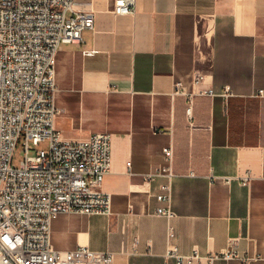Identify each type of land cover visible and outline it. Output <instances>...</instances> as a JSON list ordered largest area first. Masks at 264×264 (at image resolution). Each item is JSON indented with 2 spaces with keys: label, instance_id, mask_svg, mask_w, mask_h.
Masks as SVG:
<instances>
[{
  "label": "crops",
  "instance_id": "1",
  "mask_svg": "<svg viewBox=\"0 0 264 264\" xmlns=\"http://www.w3.org/2000/svg\"><path fill=\"white\" fill-rule=\"evenodd\" d=\"M112 5L75 1L76 11L95 12V29L85 30L83 46L65 43L56 62L63 137L111 134L102 187L111 213L60 214L52 247L111 251L114 264H176L171 249L264 257V0H136L129 14ZM177 82L230 95L196 96L190 118ZM167 147L173 175L150 177L168 165ZM248 172L250 183H241ZM168 184L172 218L155 214Z\"/></svg>",
  "mask_w": 264,
  "mask_h": 264
},
{
  "label": "built area",
  "instance_id": "2",
  "mask_svg": "<svg viewBox=\"0 0 264 264\" xmlns=\"http://www.w3.org/2000/svg\"><path fill=\"white\" fill-rule=\"evenodd\" d=\"M75 1L0 0V264H114L111 251L85 245L58 251L51 244V224L60 214L109 215L112 205L102 188L112 168L111 134L69 140L56 125L61 112L56 104L57 55L65 43L85 45V30L95 29V12L76 11ZM112 11L134 13L136 0H113ZM201 79L198 74L195 80ZM175 94L187 97V114L192 118L196 96H229L230 88L189 92L177 82ZM259 94L264 95V90ZM44 141L48 149L38 148ZM18 144L25 158L15 166ZM164 152L168 165L150 177L161 172L173 175V149ZM251 179L248 172L241 183L249 184ZM163 189L157 197L165 205L155 214L172 218L171 184ZM166 257L175 258L176 264H216L234 257L249 264L264 259L235 248L206 255L198 251L182 255L171 249Z\"/></svg>",
  "mask_w": 264,
  "mask_h": 264
},
{
  "label": "rangeland",
  "instance_id": "3",
  "mask_svg": "<svg viewBox=\"0 0 264 264\" xmlns=\"http://www.w3.org/2000/svg\"><path fill=\"white\" fill-rule=\"evenodd\" d=\"M48 142L44 141L42 143H40V145H38V148H45L48 149ZM25 158L24 155V150H23V146L21 144H18L15 153H14V158H13V163L15 166H20L21 161Z\"/></svg>",
  "mask_w": 264,
  "mask_h": 264
}]
</instances>
